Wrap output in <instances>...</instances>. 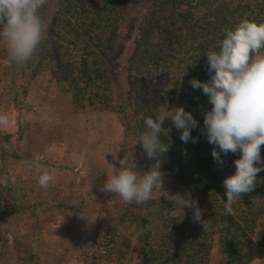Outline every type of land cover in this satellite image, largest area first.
<instances>
[{
	"label": "trees",
	"instance_id": "16d2710c",
	"mask_svg": "<svg viewBox=\"0 0 264 264\" xmlns=\"http://www.w3.org/2000/svg\"><path fill=\"white\" fill-rule=\"evenodd\" d=\"M51 12L48 0L40 12L45 38L20 66L22 94L37 75L47 72L60 92L69 95L74 113H114L123 137L116 169L121 159L136 162L141 174L151 168L154 161L138 141L146 131L145 119H155L161 109L183 106L197 121L191 131L195 143H184L182 130L164 122L160 138L170 146L160 160L163 189L183 187L196 193L201 222L194 221L192 208L173 214L167 200L151 198L137 205L120 199L118 206L99 213V235L81 250L85 264H264V170L255 189L233 206L235 215H226L222 182L235 173L234 161L241 153H221L222 165L214 160L216 146L204 129V115L212 105L189 83L193 78L210 80L206 53L219 50L226 30L244 18L264 21V0H58L54 45L46 28ZM129 29L138 33L128 64L135 82L124 88L115 68ZM8 143V136H0V179ZM6 181L0 182V217L29 208L7 199ZM6 241L0 230V252ZM14 248L16 264H41L36 252Z\"/></svg>",
	"mask_w": 264,
	"mask_h": 264
},
{
	"label": "rangeland",
	"instance_id": "374dc122",
	"mask_svg": "<svg viewBox=\"0 0 264 264\" xmlns=\"http://www.w3.org/2000/svg\"><path fill=\"white\" fill-rule=\"evenodd\" d=\"M51 3L46 28L54 45L58 0ZM137 35L129 29L121 39L115 69L124 88L135 82L128 64ZM20 66L0 41V114H6L10 121L6 128H0V136L9 139L4 146L7 159L0 182L10 181L7 199L29 206L26 211L0 217V230L7 239L1 248L0 264H16L14 245L36 252L41 264H85L81 250L86 241L99 235V213L110 211L120 202L118 196L101 188L107 173L115 168L123 142L122 127L112 112L74 113L69 95L60 92L47 72L37 75L23 95ZM37 166L56 177L46 189L38 184ZM178 194L200 202L196 193L183 187L154 189L152 198L169 201L171 212L181 214L190 207L178 206ZM124 264L135 262L126 260Z\"/></svg>",
	"mask_w": 264,
	"mask_h": 264
},
{
	"label": "clouds",
	"instance_id": "9594fccd",
	"mask_svg": "<svg viewBox=\"0 0 264 264\" xmlns=\"http://www.w3.org/2000/svg\"><path fill=\"white\" fill-rule=\"evenodd\" d=\"M47 3L48 0H0V41L6 44L15 63L26 64L44 40L46 29L40 12ZM206 54L208 71L213 73L210 80L193 78L189 83L194 89L202 90L212 105L204 115V129L208 142L216 146L212 150L214 160L222 165L221 153H241L234 161L235 173L222 182L227 197L224 212L234 216L233 206L243 194L255 189L258 173L264 170L261 157L264 145V21L242 19L234 29L226 30L218 51ZM155 117L145 119L146 131L138 141L146 157L154 161L151 168L141 174L136 171V162L129 164L121 159L119 168L108 172L102 185L101 191L118 196L125 204H145L152 198L154 189H163L160 158L169 150L170 143L163 142L160 137L166 130L162 127L166 120L182 130L180 138L184 143L196 142L191 131L197 127V121L183 106L161 109ZM9 122L6 114H0V128H6ZM169 131L171 129H167V133ZM37 168L38 184L46 189L56 177L46 168ZM15 179L12 175L13 183ZM176 197L178 206L192 208L194 221L201 222L202 210L198 202L185 200L179 194Z\"/></svg>",
	"mask_w": 264,
	"mask_h": 264
}]
</instances>
